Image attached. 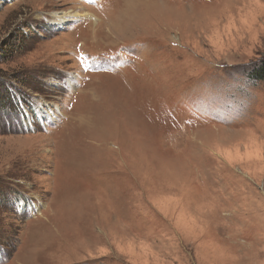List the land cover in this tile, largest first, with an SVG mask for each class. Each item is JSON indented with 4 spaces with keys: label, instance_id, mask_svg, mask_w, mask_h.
Here are the masks:
<instances>
[{
    "label": "rangeland",
    "instance_id": "374dc122",
    "mask_svg": "<svg viewBox=\"0 0 264 264\" xmlns=\"http://www.w3.org/2000/svg\"><path fill=\"white\" fill-rule=\"evenodd\" d=\"M262 59L264 0H0V264H264Z\"/></svg>",
    "mask_w": 264,
    "mask_h": 264
},
{
    "label": "trees",
    "instance_id": "16d2710c",
    "mask_svg": "<svg viewBox=\"0 0 264 264\" xmlns=\"http://www.w3.org/2000/svg\"><path fill=\"white\" fill-rule=\"evenodd\" d=\"M245 75L251 82H254V83L263 82L264 83V59H262L259 63L255 64L254 66H251V68L248 69L247 72H245ZM13 102H16L15 98L12 99L10 104L16 105L15 107H18L17 103L14 104ZM15 111H16V108H15Z\"/></svg>",
    "mask_w": 264,
    "mask_h": 264
},
{
    "label": "bare ground",
    "instance_id": "6f19581e",
    "mask_svg": "<svg viewBox=\"0 0 264 264\" xmlns=\"http://www.w3.org/2000/svg\"><path fill=\"white\" fill-rule=\"evenodd\" d=\"M84 16L87 17V18L88 17H91L92 18L93 15H91V14H85Z\"/></svg>",
    "mask_w": 264,
    "mask_h": 264
}]
</instances>
